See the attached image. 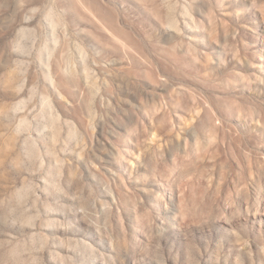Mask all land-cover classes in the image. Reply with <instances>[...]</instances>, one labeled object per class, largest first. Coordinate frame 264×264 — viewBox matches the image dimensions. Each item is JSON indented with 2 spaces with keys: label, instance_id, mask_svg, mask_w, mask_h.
<instances>
[{
  "label": "rangeland",
  "instance_id": "1",
  "mask_svg": "<svg viewBox=\"0 0 264 264\" xmlns=\"http://www.w3.org/2000/svg\"><path fill=\"white\" fill-rule=\"evenodd\" d=\"M0 264H264V0H0Z\"/></svg>",
  "mask_w": 264,
  "mask_h": 264
}]
</instances>
